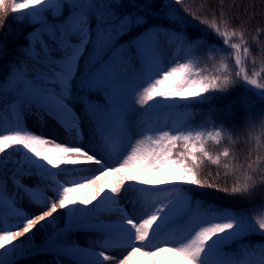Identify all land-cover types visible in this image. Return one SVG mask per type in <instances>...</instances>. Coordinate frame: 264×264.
Here are the masks:
<instances>
[{"label": "snow or ice", "instance_id": "snow-or-ice-1", "mask_svg": "<svg viewBox=\"0 0 264 264\" xmlns=\"http://www.w3.org/2000/svg\"><path fill=\"white\" fill-rule=\"evenodd\" d=\"M262 37L225 0H0V264H264Z\"/></svg>", "mask_w": 264, "mask_h": 264}, {"label": "trees", "instance_id": "trees-1", "mask_svg": "<svg viewBox=\"0 0 264 264\" xmlns=\"http://www.w3.org/2000/svg\"><path fill=\"white\" fill-rule=\"evenodd\" d=\"M191 2L193 4H198L199 2H201V0H191ZM214 2H215V0H214ZM225 4L226 5H231V4L241 5V4H243L245 7H248L250 9L253 5H255L256 10L259 11V9L261 7H264V0H225ZM231 10L234 11V9H231ZM259 19H260L259 16L255 17L254 21H253V28L249 29V31L252 32V35H255L254 27L256 25H258ZM8 24L12 25L13 29L16 28V25L12 24V16L11 15L8 17ZM248 39L251 40L252 37L249 36ZM262 39H264V37H262ZM252 56L256 59L257 64L260 65V61H261L260 52L256 49H254ZM262 67H264V65H262ZM257 70H259V69H257ZM229 98H231V97H229ZM225 103H226V101H225ZM232 151H234L238 155V157H239L238 163H243L245 157L248 154V149L246 147H244L242 139H241L240 145L237 147H234L232 149ZM208 171L211 172L213 176H215L214 168H210V169H208Z\"/></svg>", "mask_w": 264, "mask_h": 264}, {"label": "rangeland", "instance_id": "rangeland-1", "mask_svg": "<svg viewBox=\"0 0 264 264\" xmlns=\"http://www.w3.org/2000/svg\"><path fill=\"white\" fill-rule=\"evenodd\" d=\"M28 126L30 128H32L34 131H44L43 129H37L33 123L31 121L28 122ZM45 134L47 135L48 133L45 132ZM87 191V190H85ZM165 256H167L168 258H170L171 260L175 261L176 260V256L174 253H171V252H168V253H165ZM136 261H137V264H152V262L143 255V252H140V253H137V256H136Z\"/></svg>", "mask_w": 264, "mask_h": 264}]
</instances>
